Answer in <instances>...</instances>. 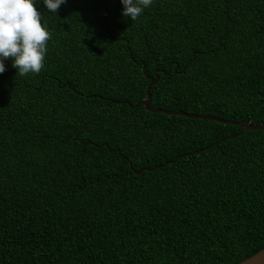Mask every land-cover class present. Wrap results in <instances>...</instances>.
Masks as SVG:
<instances>
[{
	"label": "trees",
	"instance_id": "1",
	"mask_svg": "<svg viewBox=\"0 0 264 264\" xmlns=\"http://www.w3.org/2000/svg\"><path fill=\"white\" fill-rule=\"evenodd\" d=\"M44 67L0 74V264H233L264 247V0L41 4ZM145 65L144 72L142 66Z\"/></svg>",
	"mask_w": 264,
	"mask_h": 264
},
{
	"label": "clouds",
	"instance_id": "2",
	"mask_svg": "<svg viewBox=\"0 0 264 264\" xmlns=\"http://www.w3.org/2000/svg\"><path fill=\"white\" fill-rule=\"evenodd\" d=\"M66 0H0V74L10 60L20 76L39 73L44 67L51 31L44 21L42 4L56 13ZM154 0H120L122 16L135 21Z\"/></svg>",
	"mask_w": 264,
	"mask_h": 264
},
{
	"label": "water",
	"instance_id": "3",
	"mask_svg": "<svg viewBox=\"0 0 264 264\" xmlns=\"http://www.w3.org/2000/svg\"><path fill=\"white\" fill-rule=\"evenodd\" d=\"M145 65L142 66V71L144 72ZM146 77L149 78V82L146 86V92H145V98L142 99L141 104L147 109L151 111H157V112H163L166 114H178L183 115L186 117H194V118H204L208 120H213L221 123H230V124H236L243 127L242 131L249 130V129H263L264 130V124H253L250 122H244L240 120H233V119H222L213 115H201V114H192L188 113L182 110H169L162 107H153L151 106L152 97L150 94V87L151 85L156 81L155 77H152L150 75H146ZM233 264H264V247L254 254L250 255L249 257L233 263Z\"/></svg>",
	"mask_w": 264,
	"mask_h": 264
}]
</instances>
